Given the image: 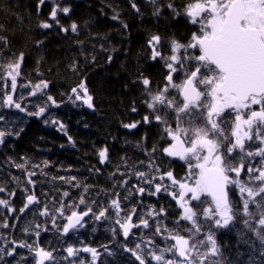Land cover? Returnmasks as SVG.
<instances>
[{
	"label": "trees",
	"instance_id": "16d2710c",
	"mask_svg": "<svg viewBox=\"0 0 264 264\" xmlns=\"http://www.w3.org/2000/svg\"><path fill=\"white\" fill-rule=\"evenodd\" d=\"M183 1L44 0L40 4V0H0V132L5 133L0 143V188L4 189L0 199L9 202L7 207L0 205V264H37L38 248L52 252L54 259L45 264H140L136 253L126 250V245L130 250L135 245L125 242L114 228L113 167L124 172L141 170L151 178L150 148L155 145L161 153L159 149L165 147L154 125L133 131L132 140L124 137L122 127L132 117L135 121L150 113L145 103L150 97L142 80H150L152 91L161 75L157 63L149 59L152 36L158 35L162 49L168 52V43L174 38L183 41L189 33L185 21L173 12ZM169 3L173 8L167 7ZM64 7L70 11H60ZM43 23L51 27L43 28ZM73 23L76 32L71 31ZM21 54L24 59L13 92L6 66ZM42 82L48 87L37 90L35 85ZM81 83L94 98L95 112L86 110L72 92ZM8 95L13 97L12 105ZM41 107L44 113L35 115ZM253 137L255 141V129ZM104 149L106 164L99 157ZM259 161L256 157L253 164ZM29 173L34 175L29 177ZM241 178L246 179L243 173ZM134 180L131 187L124 181L118 187L125 194L122 202H127L122 217L134 211H138L135 218L148 217L161 210L160 204L165 208L162 219L167 221L163 236L186 235L176 228L182 210L175 200L168 195L154 199L149 194L154 191L148 187L152 185L142 178ZM135 182L140 186H134ZM140 187L145 189L143 194L138 192ZM28 195H35L37 202L21 212ZM148 196L151 199L146 201ZM81 198L85 203H80ZM45 207L50 215L40 214ZM60 208L63 216L57 211ZM89 208L92 214L84 227L62 232L72 211ZM233 208L236 212L242 205L236 201ZM105 209L106 218L96 220L93 213ZM249 210L257 212L253 204ZM246 218L240 211L227 228L216 230L223 264H264V242L244 224ZM251 223L260 228L257 220ZM180 224L188 226V222ZM68 247L77 249L81 259L69 256ZM86 247L101 250L96 261L87 257ZM163 254L175 259L169 252Z\"/></svg>",
	"mask_w": 264,
	"mask_h": 264
},
{
	"label": "snow or ice",
	"instance_id": "6c2138e0",
	"mask_svg": "<svg viewBox=\"0 0 264 264\" xmlns=\"http://www.w3.org/2000/svg\"><path fill=\"white\" fill-rule=\"evenodd\" d=\"M43 3L44 0H40V4ZM167 7L173 8V5L169 3ZM60 11L68 13L70 9L64 7ZM173 12L179 15L174 8ZM184 15L197 26L198 31L192 33L187 44L172 40V55L161 56L156 49L160 37L154 35L151 38L152 59L160 57L168 69L166 84L153 94L148 88L150 80H142L150 97L145 103L152 110L153 119L162 126L164 137L169 140V146L159 151L168 157H178L187 167L182 180L178 181L170 170L158 177L160 181L167 177L171 182L174 190L170 195L182 210L176 228L186 235L179 232L172 234L171 239L175 243L163 250L171 253L175 259L165 258L163 252L161 255L152 253V258L158 264H223L215 232L227 228L240 211L247 217L244 224L264 242V0H190L184 8ZM51 16L56 18L55 9ZM41 27L50 28L51 25L43 23ZM70 28L76 32L77 25L73 23ZM63 30L68 31L67 28ZM23 59L21 54L15 62L6 66L13 92ZM173 74H178L179 83L174 82ZM47 87V82L35 85L37 90ZM78 87L83 96L73 88L76 99H83L92 108L93 97L88 94L86 85L81 83ZM170 89L175 90V97L169 98ZM32 94L35 95V92ZM48 99L55 103L52 97ZM7 102L9 105L14 103L11 95L7 96ZM15 106L20 108L18 103ZM161 110L163 115L160 114ZM44 111L41 107L35 115ZM168 116L172 117L171 123ZM144 122H149L147 116ZM125 127L135 128L137 124ZM4 135V132H0V143H3ZM246 142L252 143L246 147ZM156 151L158 149L154 145L152 152ZM99 157L103 163L107 159V149L100 151ZM256 157H260L258 165L253 164ZM242 173L246 179L241 178ZM31 175L34 173H29V177ZM137 176L146 184L155 185L154 191L149 194L160 193L162 188L168 191V185L155 182L157 177L149 178L144 172H138ZM0 191L4 189L0 188ZM138 192L143 194L145 189L140 187ZM236 201L242 208L234 212L233 203ZM36 202L35 195H28L20 211ZM80 203H85L83 198ZM8 204V201L0 199V205L7 207ZM250 204L256 206V213L249 210ZM112 206L119 209L118 200H113ZM57 211L63 216L62 208ZM91 211V208L83 212L72 211L66 217L62 232L67 234L70 230L84 227L82 221ZM106 211L102 210L98 215L93 213V216L99 220L106 215ZM40 214L50 215L47 207ZM252 220L258 221L259 229L253 228ZM180 221L188 222V226L182 227ZM116 222L120 224L125 237L132 227H139L131 223V217L125 223ZM52 223L55 226V218ZM141 223L144 227L149 226L148 220ZM159 231L157 227L156 232ZM25 246L28 245L21 244V247ZM83 251L90 252L93 260L96 259V249L86 247ZM67 253L73 256L77 249L68 247ZM35 255L37 264L54 259L52 252L43 248L35 249ZM136 259L140 264H148L139 254H136Z\"/></svg>",
	"mask_w": 264,
	"mask_h": 264
},
{
	"label": "flooded vegetation",
	"instance_id": "af4514ba",
	"mask_svg": "<svg viewBox=\"0 0 264 264\" xmlns=\"http://www.w3.org/2000/svg\"><path fill=\"white\" fill-rule=\"evenodd\" d=\"M190 0H186V1H183L181 3H177V10L176 12L179 13V15H177V18H180L182 19V22L183 20L185 21V23L188 25L189 27V33L187 35V37L183 40V41H180L178 40L177 38H174L173 40H176L182 44H187L188 41L190 40L191 38V35L192 33L194 32H197L198 29H197V26L196 25H193L190 23L189 19L184 15V8L186 6L187 3H189ZM148 47L149 49L151 50V54H150V61L151 63H157L158 65V69L161 71V75L160 77L156 80V82L154 83V88L153 90L151 91L153 94H155L157 92V89L160 88L162 89L164 87V85L166 84V76L168 74V69L166 68L165 66V61L162 60L160 57H157L155 60L152 59V49H153V44L151 43V41L148 43ZM168 47L170 48V50H165L162 49V46H161V39H160V42L158 45H156V49L161 53V56H170L172 55V51H171V43L169 44L168 43ZM181 54H182V50H181ZM198 54V53H197ZM174 76V82L176 83H179L180 82V79L178 78V74H173ZM176 96V92L174 89H170L169 90V98H172V97H175ZM149 112L150 113H147L145 114L142 118H135V121L133 120L134 117H132V119L130 120V122L126 123V125H129V124H132V123H136L137 124V127L135 128H130V127H122L123 129V133H124V137L126 139H131L132 140V133L133 131H138L140 128H142L143 126L144 127H151L154 125V127H157L156 129H158V135L160 136L161 140L163 139V142H164V145L163 147H168L169 146V140L164 137V132L162 130V126L159 124V122L155 121L153 119V114H152V110L149 109ZM163 111L161 110L160 111V114L162 115ZM147 116L148 119H149V122L148 123H145L144 122V117ZM168 120L169 122L171 123L172 122V117L171 116H168ZM164 137V138H162ZM154 146V145H153ZM153 146L150 148L151 151H152V148ZM149 158L150 160L149 161V164L150 165H155L156 167H153L155 168V173L157 174V176L159 177L161 174L165 173L166 171H172L173 172V176L175 178H177L179 180V178H184L186 173H187V167H186V164L184 161L180 160L178 157H168L165 153L161 152V153H157V152H152L151 155H149ZM157 167L159 169V171H157ZM127 174L129 176H132V173L133 171L132 170H129V171H126ZM167 178V177H165ZM172 187V186H171ZM170 192V191H169ZM172 192V191H171ZM118 193H121V195L119 197H121V201H124L125 200V194L123 191L119 192ZM130 194V193H129ZM117 195H115L113 197V200H115ZM130 196V195H128ZM156 199H163L160 197V194L158 193L156 196H155ZM160 208H162L163 205H160ZM134 224L135 225H139V227H132L130 229V232H129V235L127 237H129L132 233H138L137 236H140L141 235V229L144 228L143 224H141L140 222L134 221ZM147 228V227H146ZM81 259V256H78V260ZM97 259H95L96 261Z\"/></svg>",
	"mask_w": 264,
	"mask_h": 264
},
{
	"label": "bare ground",
	"instance_id": "6f19581e",
	"mask_svg": "<svg viewBox=\"0 0 264 264\" xmlns=\"http://www.w3.org/2000/svg\"><path fill=\"white\" fill-rule=\"evenodd\" d=\"M149 153H152V151H151V149H150V151H149ZM138 172H141V170H138L137 172L135 171V172H133L132 173V176H129L126 172H124V171H119V169H115L114 167H113V197L115 196V195H117L118 194V192H119V184L121 183V182H123L124 181V184L127 186H129V187H131V186H133V184H132V182H134L135 180H130V177H132L133 179H137V178H139L138 176H137V173ZM125 181H126V183H125ZM134 186H136V187H139L140 185H139V183L138 182H135V184H134ZM151 196H148V197H146V201H149V198H150ZM151 199V198H150ZM127 202H125L124 204H126ZM116 215H117V209L116 208H113V221L115 220V218H116Z\"/></svg>",
	"mask_w": 264,
	"mask_h": 264
},
{
	"label": "water",
	"instance_id": "95a60500",
	"mask_svg": "<svg viewBox=\"0 0 264 264\" xmlns=\"http://www.w3.org/2000/svg\"><path fill=\"white\" fill-rule=\"evenodd\" d=\"M88 94L91 95V94L89 93V91H88ZM82 102H83V100H82ZM92 103H93V107H92V108H89V107L83 102L84 107H85L86 110H88V111H90V112H95V111H96V108H95V106H94V98H93ZM89 214H90V213H89ZM88 216H89V215H88ZM88 216L84 217V220H85ZM84 220H83V221H84ZM83 221H82V222H83Z\"/></svg>",
	"mask_w": 264,
	"mask_h": 264
},
{
	"label": "rangeland",
	"instance_id": "374dc122",
	"mask_svg": "<svg viewBox=\"0 0 264 264\" xmlns=\"http://www.w3.org/2000/svg\"><path fill=\"white\" fill-rule=\"evenodd\" d=\"M173 79H174V76H173ZM130 180H134L132 177H130ZM165 185H168L169 186V188H168V191H173L174 189L171 187V184H169V183H166Z\"/></svg>",
	"mask_w": 264,
	"mask_h": 264
}]
</instances>
